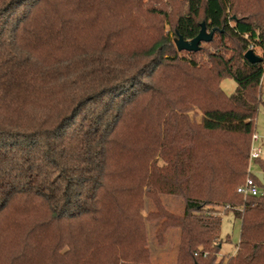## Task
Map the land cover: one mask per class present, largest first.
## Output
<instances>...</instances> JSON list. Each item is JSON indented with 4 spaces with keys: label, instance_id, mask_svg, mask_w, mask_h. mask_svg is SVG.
Listing matches in <instances>:
<instances>
[{
    "label": "trees",
    "instance_id": "obj_1",
    "mask_svg": "<svg viewBox=\"0 0 264 264\" xmlns=\"http://www.w3.org/2000/svg\"><path fill=\"white\" fill-rule=\"evenodd\" d=\"M185 1L186 11L171 26L173 37L158 32L149 47L126 51L119 45L123 31L82 41L88 21L98 20L102 0H0V224L16 213L18 226L41 211L45 220L36 221L27 238L44 240L51 228L63 226L67 235L48 249L50 254L66 259L62 250L68 247L72 257L82 258L84 232L99 233L115 214L116 231L127 223L132 229L118 233L113 245L120 247L135 234L136 251L145 261L143 198L179 195L185 200L182 216L158 214L166 219L163 226L181 231L175 264H264V195L245 197L243 211L236 208L244 198L237 189L248 177L264 190L249 172L264 105V20L234 0ZM204 23L214 31L212 41L201 43L197 52H179L175 39H195ZM202 44L216 51L200 66L187 56L203 53ZM251 47L263 53L261 63L245 59ZM225 78L237 83L231 97L220 86ZM184 87L194 95L187 96ZM192 105L203 111L200 125L188 117ZM145 124L154 127L144 142L148 158L140 148L146 163L142 176L125 187L113 171L115 156L138 151L127 132ZM214 135L215 142L206 140ZM241 135L245 148H233L229 155L239 161L238 170L224 154L232 143L228 139ZM253 162L264 169L261 158ZM217 203L241 220L236 254L227 260L219 259ZM128 256L121 246L113 263L124 264Z\"/></svg>",
    "mask_w": 264,
    "mask_h": 264
},
{
    "label": "rangeland",
    "instance_id": "obj_2",
    "mask_svg": "<svg viewBox=\"0 0 264 264\" xmlns=\"http://www.w3.org/2000/svg\"><path fill=\"white\" fill-rule=\"evenodd\" d=\"M105 5L99 6L98 20L93 19L92 22L88 21L86 25V31L82 33V41L91 42L96 35H107L110 32H120L123 34L120 36V47L122 50L141 49L149 47L155 38L159 35L158 32L164 34H170L173 37L172 25L175 24L177 18L183 14L187 9V3L185 0H102ZM235 2H241L243 6L254 9V12L258 13L257 17L260 21L264 20V0H234ZM157 9L161 12L158 15L152 16L149 13L151 9ZM96 12L88 11L89 16H97ZM83 13V11L81 12ZM236 12H229L232 16ZM240 13H243L241 11ZM204 48L203 53L197 56H187L185 53H181L180 56H187L189 60L195 59L201 63L209 61L208 54L214 53L215 47L210 44H202ZM253 49L256 55L263 58V53L259 48ZM205 73L203 75H208ZM221 89L227 97H231L237 90V83L231 78H225L221 81ZM185 91V87L182 89ZM201 90V89H200ZM260 91L262 99L264 101V76L261 81ZM188 95L193 94L189 88L185 91ZM200 100V99H198ZM211 107L215 106V102L210 100L206 101ZM223 104V101L220 102ZM217 105V104H216ZM188 117L195 125H200L203 119V111L196 105L189 106ZM147 123V122H146ZM146 128L139 126L133 127L127 133L130 136L131 141L138 145L139 149L133 153H126L122 156H115V164L113 171L117 172L116 178L119 179V184H124L125 187L132 186L141 178L142 171L145 167L144 159L147 153L144 151L147 148L146 139L148 135L153 131V126H147ZM257 133L264 139V105L259 110V116L256 126ZM152 135V134H151ZM217 135L210 136L206 140L213 143L218 139ZM223 139V138H222ZM232 143L224 156H228L231 160L229 162L230 167L234 169L236 166L239 170L238 160L231 159V152L233 148L239 146L245 148L247 139L245 137L238 136L233 137ZM148 142V141H147ZM142 146V147H141ZM145 156H143V152ZM231 150V151H230ZM218 156V155H217ZM214 157L213 162H215ZM148 156H146V159ZM156 160V159H155ZM261 160L264 162V146L262 147ZM158 166H165L164 161L156 160ZM216 164V163H215ZM228 165V164H226ZM225 165V166H226ZM249 165V162H248ZM249 172L259 178L264 184V169L258 162H251ZM247 176V175H246ZM114 177V180L116 178ZM248 177V176H247ZM147 189L145 190V192ZM133 195L128 194V199H133ZM154 198H157L156 201ZM242 204L237 206L238 211H243V203L247 198H242ZM239 204V202H235ZM213 205L217 211L222 214V226H221V238L223 243L219 252V259H228L234 256L237 251V246L241 237V220L236 218L233 212H228L227 205L217 203ZM137 205V203H135ZM142 216L144 218V224L142 226L144 232V252L146 256L145 261L142 258L140 251H136V242L134 240L135 234H129L128 237L122 240V243L118 246H122L124 251L129 255L126 258L124 264H175L177 260L178 248L180 243L181 231L176 227L163 226L165 223L164 218L158 214L166 212L167 214H173L174 216H182L185 211V200L179 195H170L159 193L152 198L145 196L142 204ZM242 214V213H241ZM0 224V264H63L66 261L70 264H114L113 255L118 254L120 247L113 245L116 242V236L118 233H125L131 231V225H122L120 228H116L119 224L117 215L113 214V219L109 223L106 222L99 230V233L88 234L84 232L80 241V246L83 250L82 258L76 254L74 257L70 255L68 247L62 250V255H69L66 259L55 258L50 254L48 249H52V245L58 241L61 236H66L67 231L63 226H55L49 230V234L44 240L36 239L35 237L27 238L26 231L36 222L45 220V216L38 212L33 218L28 215L22 218V222L15 226L13 222L14 217H18L16 213ZM14 216V217H13ZM19 218V217H18ZM87 228V225L85 226ZM119 227V226H118ZM35 251H37L35 254ZM22 254V255H20ZM15 257L17 259L15 260ZM140 257V260L133 261V258ZM77 258V261H76ZM79 258L82 260L80 263Z\"/></svg>",
    "mask_w": 264,
    "mask_h": 264
},
{
    "label": "water",
    "instance_id": "obj_3",
    "mask_svg": "<svg viewBox=\"0 0 264 264\" xmlns=\"http://www.w3.org/2000/svg\"><path fill=\"white\" fill-rule=\"evenodd\" d=\"M214 37V31L208 32L206 28V24H202V29L199 35L190 41L184 40L182 37L175 39V45L179 52L187 51V52H197L200 49L201 43H209L212 41ZM245 59L251 64H258L263 61L261 57L256 55L253 49H250L245 54Z\"/></svg>",
    "mask_w": 264,
    "mask_h": 264
},
{
    "label": "built area",
    "instance_id": "obj_4",
    "mask_svg": "<svg viewBox=\"0 0 264 264\" xmlns=\"http://www.w3.org/2000/svg\"><path fill=\"white\" fill-rule=\"evenodd\" d=\"M264 139L257 132L252 137V146L250 151V161L258 160L262 155ZM237 192L244 197L264 195V190L258 188L253 178L248 177L245 183L237 189Z\"/></svg>",
    "mask_w": 264,
    "mask_h": 264
},
{
    "label": "crops",
    "instance_id": "obj_5",
    "mask_svg": "<svg viewBox=\"0 0 264 264\" xmlns=\"http://www.w3.org/2000/svg\"><path fill=\"white\" fill-rule=\"evenodd\" d=\"M264 146V145H263Z\"/></svg>",
    "mask_w": 264,
    "mask_h": 264
}]
</instances>
